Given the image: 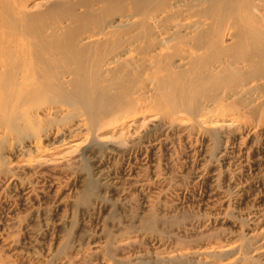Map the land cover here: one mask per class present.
<instances>
[{
  "label": "rangeland",
  "instance_id": "obj_1",
  "mask_svg": "<svg viewBox=\"0 0 264 264\" xmlns=\"http://www.w3.org/2000/svg\"><path fill=\"white\" fill-rule=\"evenodd\" d=\"M135 65L94 119L0 111V264H264V82L230 94L264 63L212 90Z\"/></svg>",
  "mask_w": 264,
  "mask_h": 264
},
{
  "label": "bare ground",
  "instance_id": "obj_2",
  "mask_svg": "<svg viewBox=\"0 0 264 264\" xmlns=\"http://www.w3.org/2000/svg\"><path fill=\"white\" fill-rule=\"evenodd\" d=\"M93 1L94 15L80 11L81 0H0L2 113L26 107L35 121L76 104L94 119L89 97L120 87L138 61L151 74V89L197 77L194 85L208 90L224 68L264 63V26L252 13L264 11L263 0ZM248 80L231 96L264 77ZM178 97L172 94V106Z\"/></svg>",
  "mask_w": 264,
  "mask_h": 264
}]
</instances>
